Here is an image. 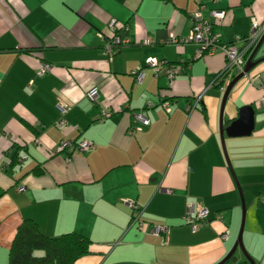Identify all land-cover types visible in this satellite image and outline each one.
<instances>
[{"label":"crops","instance_id":"0c3cea01","mask_svg":"<svg viewBox=\"0 0 264 264\" xmlns=\"http://www.w3.org/2000/svg\"><path fill=\"white\" fill-rule=\"evenodd\" d=\"M200 6L224 12L213 25L220 45L243 46L251 19L264 21V0H0V264H8L23 219L49 237H88L92 253L76 264H217L229 253L242 206L219 134L225 56L168 43L170 33L188 35ZM112 20L131 44L108 57L99 36L110 34ZM148 58L178 66L171 85L145 66ZM262 58L264 41L254 60ZM42 64L49 70L38 76ZM262 72L264 61L249 74ZM92 88L96 101L86 97ZM60 103L68 108L64 129L56 127ZM244 106L253 110V132L224 145L246 205L243 245L264 264V90L241 79L222 111L226 125ZM137 112L148 126L135 121ZM69 140L94 148L57 153ZM189 203L208 210L195 231L182 221ZM136 216L141 227L131 224ZM156 225L169 227L165 238L152 234ZM234 257L245 263L239 250Z\"/></svg>","mask_w":264,"mask_h":264},{"label":"built area","instance_id":"2783aa9c","mask_svg":"<svg viewBox=\"0 0 264 264\" xmlns=\"http://www.w3.org/2000/svg\"><path fill=\"white\" fill-rule=\"evenodd\" d=\"M205 7L200 6L195 12L191 14L190 17V30L187 36L182 39H178L174 33L169 34L168 43L170 44H178V43H192L195 44L196 56L202 57L205 55H212L215 52L219 51L224 54L226 65L223 71L220 73L219 78L221 82V88L223 85L225 87L230 82L232 76L237 75L238 73L243 71L244 65L246 63L247 57L252 52L256 42L264 33V21L263 23L257 22L254 18L251 19V31L249 35L239 41L243 42V46L238 47L237 45H220L219 43V35L213 32V25L215 23H220L224 17V12L220 10L209 11V13L205 14ZM109 35H100V40L103 44V53L108 57H112L121 47L131 44L130 39L122 40L120 36L116 34L117 25L114 20L110 21L108 25ZM143 45H149L150 41L145 40L142 43ZM145 66L152 70L154 75L159 77L163 75L168 85H171L175 74L178 71V66L169 65L165 61L157 60L155 58H148L145 61ZM49 70V66L47 64H42L37 72L38 76H41L45 72ZM135 76V80L138 83L143 81L145 76L143 70L141 68L136 69L133 73ZM246 81L250 84V86L263 89L264 90V72L258 73L255 75L248 74L244 77ZM98 96V91L96 88L90 89L86 93V97L90 101H96ZM153 105L151 103H147L145 108H151ZM162 106L167 111L169 110V103L164 102ZM57 110L59 112V119L56 122V127L58 129H64L68 126V122L66 120V114L68 108L64 104H58ZM109 115L107 113L101 114V120H104ZM133 118L136 122L141 126H148L149 119L142 114V112H137L133 114ZM132 126L128 133L130 135L134 134L137 131H141V126ZM76 149L80 152H88L94 148V145L89 141H61L56 151L57 153L63 152L66 149ZM69 161V159H66ZM22 189H19L21 191ZM260 199L264 201V190L260 196ZM125 204L130 209H136L138 206L136 203L132 201H126ZM182 221L184 224L190 226L192 231L198 229V227L202 224H206L208 222V210L203 207L200 203H189L186 206V212L182 217ZM137 224L138 226L144 225V222L139 218V216L134 217L131 220V224ZM169 227L166 225L153 226L152 234L161 238H165L168 235ZM227 234H221V239L226 240Z\"/></svg>","mask_w":264,"mask_h":264},{"label":"trees","instance_id":"16d2710c","mask_svg":"<svg viewBox=\"0 0 264 264\" xmlns=\"http://www.w3.org/2000/svg\"><path fill=\"white\" fill-rule=\"evenodd\" d=\"M39 172L37 169L34 173ZM91 246L90 239L82 234L70 232L49 237L34 220L23 219L12 239L8 264H76L92 253Z\"/></svg>","mask_w":264,"mask_h":264},{"label":"water","instance_id":"95a60500","mask_svg":"<svg viewBox=\"0 0 264 264\" xmlns=\"http://www.w3.org/2000/svg\"><path fill=\"white\" fill-rule=\"evenodd\" d=\"M264 41V33L261 35V37L258 39L256 45L254 46L252 52L246 59V63L244 65L243 71L238 73L235 76H232L230 82L225 88L222 100H221V106H220V120H219V134H220V141L222 146V151L225 156L228 168L233 176V179L235 181L236 187L238 189L240 200H241V206H242V220L241 225L239 229V233L237 236V239L232 247V249L229 251V253L217 264H240L236 262V259L234 257L237 250H239L243 257L245 262L248 264H254L252 259L247 254L245 247L243 245L242 241V233H243V227H244V213H245V204L243 199V194L240 189V186L238 185L236 178L234 176V173L231 169L230 163L228 161L225 145H224V138L225 137H243V136H249L254 129V120H253V110L249 106L241 107L238 110V114L236 119L232 120L228 125H226V122L222 120V111L224 108V105L226 103V100L232 91V89L235 87V85L241 80L244 79L245 76H247L253 68H255L258 64L264 61V58L254 60L255 55L259 51L260 47L262 46Z\"/></svg>","mask_w":264,"mask_h":264},{"label":"rangeland","instance_id":"374dc122","mask_svg":"<svg viewBox=\"0 0 264 264\" xmlns=\"http://www.w3.org/2000/svg\"><path fill=\"white\" fill-rule=\"evenodd\" d=\"M252 141V144L254 145L255 144V146L256 145H258V143H257V140L256 139H253V140H251ZM258 142H260V141H258ZM225 146H226V152H227V157L229 158V148H228V146L226 145V142H225ZM245 210H246V205H245Z\"/></svg>","mask_w":264,"mask_h":264}]
</instances>
